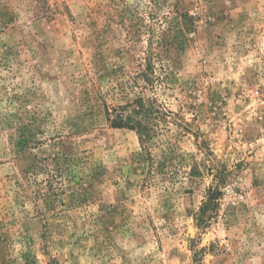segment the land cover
Returning a JSON list of instances; mask_svg holds the SVG:
<instances>
[{
	"label": "rangeland",
	"instance_id": "obj_1",
	"mask_svg": "<svg viewBox=\"0 0 264 264\" xmlns=\"http://www.w3.org/2000/svg\"><path fill=\"white\" fill-rule=\"evenodd\" d=\"M0 264H264V0H0Z\"/></svg>",
	"mask_w": 264,
	"mask_h": 264
},
{
	"label": "trees",
	"instance_id": "obj_2",
	"mask_svg": "<svg viewBox=\"0 0 264 264\" xmlns=\"http://www.w3.org/2000/svg\"><path fill=\"white\" fill-rule=\"evenodd\" d=\"M153 65L154 63L152 60V56H148L146 58L145 68L141 69V71L137 73V76L135 77L137 78L136 80L138 81V78L140 77L146 84L152 83L154 81ZM133 103L135 104L133 106L138 107V110L148 113L149 115L156 116L159 114L157 100L154 97H145L140 95L133 100ZM123 108H125V106ZM112 112L108 108L107 110L108 116L111 117L110 119L115 126H126V127L135 126L133 120H131V118H129L127 115L124 116V114H122L121 111L119 112L118 110L112 109ZM169 113L172 112L169 111ZM217 194H218V190L216 189L210 190L208 192L207 200L204 202L200 212L201 215L200 221L205 218V216L208 213V210L212 208L213 203L217 199Z\"/></svg>",
	"mask_w": 264,
	"mask_h": 264
}]
</instances>
